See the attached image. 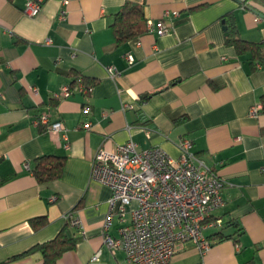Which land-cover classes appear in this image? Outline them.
<instances>
[{
  "label": "crops",
  "instance_id": "obj_1",
  "mask_svg": "<svg viewBox=\"0 0 264 264\" xmlns=\"http://www.w3.org/2000/svg\"><path fill=\"white\" fill-rule=\"evenodd\" d=\"M126 3L142 7L145 32L117 43L114 15ZM23 8L24 0H0V264H41L39 253H25L62 230L77 242L56 264H132L104 244L111 191L90 179L97 149L129 139L174 160L189 140L225 182L211 217L222 225L204 230L209 248L186 242L169 264H264V113L250 115L264 96V67L227 42L264 48V18L248 9L264 14V0H45L35 17ZM149 21L167 32L149 31ZM41 114L64 125L67 148L34 124ZM42 156L64 158L60 178L36 181ZM134 208L115 212L110 236ZM70 212L83 234L68 224Z\"/></svg>",
  "mask_w": 264,
  "mask_h": 264
},
{
  "label": "built area",
  "instance_id": "obj_2",
  "mask_svg": "<svg viewBox=\"0 0 264 264\" xmlns=\"http://www.w3.org/2000/svg\"><path fill=\"white\" fill-rule=\"evenodd\" d=\"M44 1L24 0L23 12L29 17L37 16ZM236 1L249 7L254 0ZM64 14V11L60 13L61 19ZM259 20L256 17V21ZM147 29H155L158 35L167 32L163 21L155 25L149 21ZM107 72L111 78L116 76L111 68ZM76 89L89 91L83 88L80 79H77ZM70 93L69 87L61 89L62 96ZM261 111L262 105L257 104L250 109V115L257 117ZM34 124L59 137L67 148L66 130L61 122H51L41 114ZM82 128L89 131L90 124L85 123ZM191 147L189 140L181 141L176 160L158 148L139 150L131 139L113 148L97 149L90 179L111 191L103 223L104 244L111 251H122L128 263L169 264L178 247L186 242L204 252L210 246L204 236L205 228L221 227V221L211 217L223 205L221 192L225 182L195 157ZM132 203L135 208L131 211L130 223L118 229L117 237L110 236L115 212L123 215ZM65 218L71 227L83 234L82 223L72 212ZM98 258L99 252L94 254L92 261Z\"/></svg>",
  "mask_w": 264,
  "mask_h": 264
},
{
  "label": "trees",
  "instance_id": "obj_3",
  "mask_svg": "<svg viewBox=\"0 0 264 264\" xmlns=\"http://www.w3.org/2000/svg\"><path fill=\"white\" fill-rule=\"evenodd\" d=\"M112 29L117 43H122L145 32L143 9L139 5L126 3L114 15ZM227 42L234 45L239 55L250 54L251 64L264 67V48L261 45L248 43L235 37L227 38ZM77 81V80H76ZM75 81V82H76ZM74 82V83H75ZM89 90V85H84ZM261 113H264V96L261 97ZM64 168V158L56 156H42L36 160L32 174L38 183H48L60 178ZM42 222H35V226ZM222 238V237H220ZM77 239L69 237L66 231H60L52 240L36 245L25 254L39 253L41 264H56L57 260L67 251L75 248ZM244 264H254L248 261Z\"/></svg>",
  "mask_w": 264,
  "mask_h": 264
},
{
  "label": "water",
  "instance_id": "obj_4",
  "mask_svg": "<svg viewBox=\"0 0 264 264\" xmlns=\"http://www.w3.org/2000/svg\"><path fill=\"white\" fill-rule=\"evenodd\" d=\"M250 11H252L253 13H255L257 16H259L260 18H264V14H261V13H259V12H257V11H255L254 9H252V8H248ZM226 28L224 27V30H225Z\"/></svg>",
  "mask_w": 264,
  "mask_h": 264
}]
</instances>
